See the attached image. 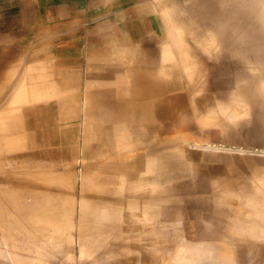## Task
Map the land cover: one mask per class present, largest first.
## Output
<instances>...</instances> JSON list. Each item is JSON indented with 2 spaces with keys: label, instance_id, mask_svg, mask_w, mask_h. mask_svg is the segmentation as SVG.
Listing matches in <instances>:
<instances>
[{
  "label": "rangeland",
  "instance_id": "rangeland-1",
  "mask_svg": "<svg viewBox=\"0 0 264 264\" xmlns=\"http://www.w3.org/2000/svg\"><path fill=\"white\" fill-rule=\"evenodd\" d=\"M157 2H159V0H0V90L2 91L0 92V112L3 109L0 113V120L1 116L8 117V115L11 114L9 112L12 108L11 99H13L12 92H14V86L11 83L15 81L13 83L16 85L20 81L19 79H23L28 75L32 66L39 67V65H44L49 69L50 73L58 77H68L71 72H75L78 78L81 79V82L88 85L92 77H94V79L97 78L95 76L98 71L106 76H110L111 71L108 69L111 66H117L116 70L124 76H127L126 71L118 70L121 68L119 62L125 67L127 61L132 65L131 59L129 56L124 59L123 57L118 59V56L114 54L116 52L115 47L118 50H125V48L133 49V45L134 49H136V46L139 49H143V56L138 55L137 62L135 61L133 64L136 69L142 67L140 57H142L141 59L146 58L148 60L146 64L148 66L151 65V67L162 64V49L160 48H162L163 40H159V38L163 37L165 30L163 23H160L162 17L160 18L158 12L154 11L156 6H158ZM160 3L162 5L165 3L175 5L173 12H175V9L176 12L173 17L176 16L174 19L187 27L184 36L185 40L187 39L186 44L190 43L191 45L187 44L185 47H187V50L194 54L198 61L202 63L204 70L201 76L202 81L204 80L205 83L199 88L192 87L189 89L183 73H180V70H178L172 77L162 76L161 80H159L160 91L157 95L153 93L151 95L152 90L154 93H156L157 90L150 88L152 90H132V98L126 94H124L125 96L122 95L119 97L116 96L112 83H110L111 85L105 84L100 87L96 86L98 91L101 89V91L105 92L107 98H109L106 100L103 99L108 107L105 108L108 111H103V113H105V116H102L104 120L103 118H99V122L97 121L96 127L97 134L99 135H96V138L92 139L91 142L87 144L83 140H76L67 145H61L66 146L67 149L72 146L69 149L74 151L75 154L71 152L70 156L68 154L66 157L62 155L64 158L63 160L66 159V164H68L69 167L64 168L63 165L61 169H55H59L58 171L62 172L69 169L71 166L73 169L74 166L75 168L77 166L75 169L77 176L73 174L75 188L77 189L80 183V175L82 174H80L79 165L80 167L84 164L85 166H91L97 162V164L103 165L104 163L102 160H104L106 161L105 163H110L108 166H111V168L117 165L121 170L129 172L127 166L134 160L142 161V164L149 159L157 165L158 162L162 163V167L156 165L157 168L146 173V175H159V180H157V182L160 189L162 188L163 192L167 195V198L160 197V199H153L150 201L152 204L150 211L152 212L149 214L152 215L147 216L150 218H146V222L136 219L132 215H129V211L121 209L115 214L116 216H112L110 213L109 215H111L112 218L109 217L108 219V214L104 215V220H110L112 224L114 223L120 226H128L135 222H137L135 223L137 225L148 224V231L143 236L144 239L141 240V243L147 249H150L151 246L152 248L154 246L161 247V245L163 247V240H167L175 234L186 233L188 230V228L183 229L179 227L174 221V224L171 223L168 219L169 217L165 216L164 213L166 211L164 209L172 210L175 205H180L185 207L186 212H198L199 217H203V213L205 214L208 211L211 216L220 217L226 223L225 227L223 226L221 228V231L228 237V239H226L227 242L232 244L228 247L223 246L221 254L224 257L226 256V258L228 256L233 258L236 254V250L233 249V246L235 247L233 244L234 240L237 241V239H240L239 242L244 241L241 239V235L231 227L233 218L243 209L241 208V203L247 201L260 203V201L264 199V57H260L261 54L264 55V50L262 51L264 47V11L262 9L264 0H162ZM234 3H236L237 6ZM244 4H250V7L248 6L247 9ZM253 4L255 5L253 6ZM251 6L256 8L253 10ZM229 20L231 22H228ZM180 21L185 22L181 23ZM187 23H190L188 25L189 27ZM239 24H244V28H242L244 31L246 30L245 32L243 31L246 33L245 35L249 34L248 36H250V32H252V38L249 40V43L245 42V37L244 43L240 41L241 39L238 40L244 35ZM233 25L239 26L240 29H236ZM214 26V33H216L217 37H220L222 42L221 46L217 49L218 52H216L213 47H205V44L209 42L211 36V33L208 32V28ZM234 29H236V31ZM247 31L250 32L247 33ZM195 35L197 38L194 37ZM248 36L247 38L249 39ZM113 40H115L117 44H115V47L112 44ZM238 41L244 45L239 47L241 44ZM249 44L252 45L250 46ZM253 45L257 48L253 49ZM203 46L205 48H203ZM245 46H247V48ZM252 46L253 48H251ZM243 47L248 49V51H250L248 47L253 49V56L256 55L255 50L261 47L262 49H259L258 56H254L256 58L259 57L258 59L260 60L258 61V59L255 58L256 60L254 61V57L249 55L253 58V61L252 59L250 60L248 54L252 53L249 52L247 54L246 49L247 56L242 55L244 51ZM206 49L207 52L205 51ZM121 52L125 53V51ZM133 53L131 57L135 55L134 51ZM206 53H208V55ZM20 55L24 57V59L22 58L21 60L22 63L18 60ZM21 57L19 59H21ZM16 60L21 64L17 63V65L15 64L14 66V63L17 62ZM38 60L39 62H37ZM108 63H112L113 65L111 64L110 66L109 64L108 66ZM9 66L12 69H10ZM13 66H17L16 69L19 70L16 72ZM106 66H108V69ZM18 67H21V69ZM89 67L92 68L89 69ZM95 67L96 71L95 69L94 71H89ZM50 68H54L53 72L50 71ZM9 70L12 71L11 73L16 72L11 78H9L11 74ZM7 71L10 74L7 73ZM57 71H59V73H57ZM22 72L25 73H23L24 77L21 76L23 75L21 74ZM39 73L38 71H33V73L29 75H36ZM16 74L20 75L17 77ZM86 75L87 77H85ZM3 79L6 81L8 79L10 80L4 82ZM127 83L132 84L129 80H127ZM1 85L3 87L6 86L5 89H2ZM103 94L104 93H102V95ZM144 96H150L151 99H145ZM130 102L133 103L132 112L125 109ZM120 103V106L115 107V105H119ZM42 105L45 107V104ZM47 105L48 104H46V109ZM7 107L11 108L9 109ZM118 107H121L120 112L115 115L114 112L119 110ZM46 109L35 111L27 110L29 112H26L24 107L23 112L26 113V116L23 117L22 127L25 129L23 131L27 134H25L27 137L23 136L25 138L23 142L26 150L40 151L37 149V146H28L27 140L31 141L37 137H44L43 134L45 137H48L46 130L50 129L53 124L51 123V119H45L46 111H49ZM110 109L112 110L110 111ZM134 111L138 113L134 114ZM143 111H145V113H143ZM42 112L44 114H42ZM131 114L133 116L135 115L133 117L134 121L131 118ZM102 121L103 123H101ZM67 122L77 125L79 120L77 117H73V119L71 118L67 121H63L62 124L64 125V123H66V125H69L70 123ZM5 127L6 126H4V128ZM0 128H2L1 124ZM109 130L111 132H117L119 130L118 132L121 131L127 135L126 145L120 149L121 151L118 148L119 152L112 151L111 155H108L109 149L107 150L104 148L105 146H103L106 141V134L109 133ZM2 138H0V145H2L3 142L4 146L8 145L9 147L7 146L6 150L3 152L0 151L1 169H7H0V176H2L0 180L5 177L6 171L14 172L13 170L22 167H15L14 163L11 164L9 162H11L10 157L14 156V160L17 161L15 162L20 164L19 160L21 159L17 158L16 155L20 154L23 150L20 149V152L16 150L13 139L4 137V140H2ZM54 142L59 143V139ZM47 146L49 149L53 150L58 148L59 145L54 143L49 144L48 141L46 146L43 147L47 148ZM80 150L82 152H80ZM95 152L98 154H95ZM4 155L7 159H5ZM240 156L241 158H239ZM80 157L84 159L81 160L82 162L86 161L84 163L79 162L81 159ZM105 158L107 159L105 160ZM109 159L111 161H108ZM45 160L50 161L49 159ZM87 160L89 162H87ZM91 160L95 162H91ZM2 161L4 165H1ZM68 162L73 165L70 166ZM66 166L67 165H65V167ZM165 168L169 169L165 170ZM111 170L114 171L116 169L114 168ZM135 171L138 172V170ZM9 172H7V174ZM139 172L141 175L145 173L142 171ZM160 177L162 178L160 179ZM260 182L262 183L260 184ZM5 183L8 184L4 181V187L7 186ZM164 189H168L166 190L167 193ZM124 196L127 197L129 195ZM172 200H174V202ZM219 200H221V204ZM0 201V239L3 241L0 240V244H4V246H2L4 248L3 250L2 247H0V250L3 251L2 253L0 252V255L4 253L2 257L0 256V264H48V262L49 264H62V262L63 264H81L82 262V264H86L87 261V264H103V262L108 259V261L111 262L110 264H116V262L117 264H123L122 256H93L90 252L87 253L81 243L77 241V239L80 241V237L78 236L79 231H77L79 230V226L75 225L77 223L74 221L71 222V220H69L73 227L70 224L66 225H70L73 228V230H67V233H71L69 236L72 235L74 242L71 241L72 239L70 241H65L66 238L64 239V237L67 236V234L64 229L61 231L62 229L58 228L57 231H54V229H56L54 228L55 226H52L53 228L48 226L47 228L42 227L40 224L29 225L31 221L29 223L26 221L28 219L27 216H24L27 217V219L23 217V222L25 223L26 221L23 225L17 226V221H12V223L13 214L15 215L18 213H16L15 210V213L12 212L13 205L10 197H8L7 194L3 196L0 193ZM7 201L8 204H6ZM26 201L30 202L28 198ZM228 207H233L232 211H230ZM159 210L163 213H160ZM217 211H219V213ZM74 212L76 213L75 215H77L78 212ZM16 217L18 216L16 215ZM75 218L76 220L73 218L72 220L77 222L78 218ZM4 220L5 223L3 222ZM24 227L25 229H23ZM62 228H64V226ZM67 228L69 227H66V229ZM192 228L194 230L197 227L194 226ZM36 229H38L37 232H35ZM30 231H32L29 233L30 235H27ZM62 232L65 233L63 234ZM47 234H50V236ZM50 237H52V239ZM47 238H50L49 243L46 241ZM86 238H88V236H86ZM178 240L177 243L172 245L174 247L164 246L162 254L158 256L160 258L153 255L151 256V260H143L134 264H199L202 258L192 257L195 255L193 249L190 253L185 249L190 245H188L187 242L189 239L183 236ZM33 241L35 243H33ZM68 241L70 246L68 245L69 243H67ZM211 241L218 242L217 240ZM255 241H257L255 243H258L259 240L256 239ZM246 242L248 243L249 241H244L243 243L249 245ZM26 243H28L29 246ZM255 243H253V245L251 244V246L255 247ZM52 244L55 247L52 246ZM64 245L66 247H64ZM5 248L7 252L4 251ZM47 249H49V253L45 251ZM57 249L60 251L58 250L57 252ZM61 249H64L63 252L65 253L61 252ZM53 250L57 253L61 252V256L55 252H53L54 255L52 256ZM42 251H45L46 254L44 252L45 255L41 253ZM50 253L53 260L50 258ZM5 254H7V256ZM17 254L21 255V257ZM47 254L48 257L50 256L49 258ZM208 254L209 253H207V256ZM55 256L58 257V261L54 259ZM78 257H81L79 258L81 260H79ZM62 258H64L63 261L61 260ZM103 258L106 260H102ZM205 260L203 259V262L201 261L202 263L200 262V264H216V260L213 257H206ZM29 261L33 262L30 263ZM105 264H108V262ZM220 264H264V252H248L247 255L241 256L239 259L233 260V262H221Z\"/></svg>",
  "mask_w": 264,
  "mask_h": 264
},
{
  "label": "bare ground",
  "instance_id": "bare-ground-1",
  "mask_svg": "<svg viewBox=\"0 0 264 264\" xmlns=\"http://www.w3.org/2000/svg\"><path fill=\"white\" fill-rule=\"evenodd\" d=\"M161 1L159 0V2H157L158 6H156V9H154L155 12L156 11L158 12L160 18L162 17L160 20V23H163V25H164L163 27L165 30V34L163 35V37L159 38V40L160 39L163 40V42L161 41L162 42V48H160V49H162L161 50V58H162L163 63L160 64L159 66H154V67L153 66L151 67V65L148 66L146 64V62L148 60L146 58L141 59L142 57H140L142 67L141 68L137 67L138 69H136L133 66V64L137 60V58L139 57L138 55L143 56L142 55L143 49L142 48L139 49L137 46H136V49H134V46L132 45L133 49H126L125 48V50H122V49L118 50L115 47L116 41L113 40L112 44L114 45L115 50H116V52L114 54H116V56H118L117 58L121 59V57H123V59H124L125 57L129 56V58L131 59L132 65L130 63H128V61H127L125 64V67L122 64H120V62H119V65L121 68L118 70L119 71H126L127 76H124L123 74L118 72L116 70L117 66L112 67L111 66L112 63L111 64L108 63V66L110 64L111 67L109 69H108V66H106V67L109 71H111V75L106 76L102 72L98 71L97 75L95 73L94 74L96 75L95 77H97L99 79H97V78L94 79V77H92L93 79L91 78L88 85H87L84 82L83 83L81 82V79L78 78V75L75 72H73V73L71 72L68 77H58V76L50 73L49 69L46 66L39 65V67L32 66L29 73L24 68V70H26L28 73L27 76L29 77V79L27 76L24 77L25 73L22 72L21 74H23V73L24 74L21 76H23L24 78L19 79L20 81L16 85H14V83H13L15 81H13L11 83L14 86V88H13L14 92H12L13 93V95H12L13 99H11V103H12L11 107L12 108L10 107L11 111L9 112L11 114L8 115V117L1 116L0 124H1L2 128H0V135H1L0 138L9 137L10 139H13L14 145L16 146V150H19V152H20V149H23L22 152H20V154L16 155L17 158H20L22 160L21 161L18 159L20 161V164L16 163L17 161L14 160L15 159L14 156L10 157L11 162H9L11 164L14 163L15 167H19V166H22V167L17 168L16 170H13L14 172L10 171L12 173H10L9 171H6L5 177L1 178V180H0L1 181L0 193L3 196L4 195L6 196V194H7V196L10 197V200L12 201L11 203L13 205L12 206L13 207L12 212H14V210H15V212L20 215L19 216L18 214H15V215L13 214V219L11 220V222L17 221L16 222L18 224L17 226H20L21 224L22 225L25 224L26 221L28 223L31 221L29 223V225L30 224H34V225L40 224L42 227H47V228H48V226H50V227L55 226L54 228H56V229H54V231L55 230L57 231L58 228L62 229L61 231H63V229H64L67 236H65V237L63 236V237H64V239L66 238L65 241H67V240L70 241L72 239V235H70L71 236L70 237L69 234H71V233L70 232L67 233V230L68 231L71 229L73 230V228H72L73 225L69 222V220H71V222L74 221L77 224H75V223H73V224L79 226L78 227L79 230H77V231H79V234L78 233H76V234H78V236L80 237V241L78 239H77V241L81 243L82 247L85 249V251L87 253L90 252V254H92L93 256H95V255H103V256L104 255H113L114 257L122 256V258H123L122 263L123 264H134V263H138V262L143 261V260L148 261V259L151 260V256H153V255L157 258H160L158 256L160 254H162L164 246L170 247V246L174 245L175 243H177V241H179L178 239L180 237H183V236L187 237L189 239V241H187V242H188V245L189 244L190 245L185 248L186 251L188 253H190V251L193 249V251L195 252V255L192 257L202 258V260H201L202 262H203V259L204 260L206 259V257H213L216 260V264L217 263L220 264L221 262H223V263L233 262V260H237L241 256L247 255L248 252L249 253H251V252L263 253L264 252V199L261 200L260 203L259 202L256 203L255 201H247V202L241 203L242 204L241 208H243V209L241 211H239L238 214L235 215V217L233 218V222L231 223V227L234 228L235 231L241 235L242 240L249 241L248 243L246 242L249 245H246L243 243L244 241L239 242L240 239L239 240L237 239V241L234 240L233 244L235 245V247L233 246V249L236 250V254L233 258L231 256L224 258V256L221 254V249L223 248V246L228 247V246H231V244H232V243L227 242L226 239H228V237L226 235H224V232L222 233V231H221V228L223 226L225 227L226 223L220 217L211 216L208 213V211L205 214L203 213V217L202 216L199 217L198 212H191V211L186 212L185 207L180 206V205H175L172 208V210L164 209L166 211V212L164 211L165 212L164 214H165V216L169 217L168 219L171 223L174 224V222H175V224H177L179 227H181L183 229L188 228L187 232L183 233V234L178 232L179 234H175V235L171 236L170 238H168L167 240H163V247H162V245H161V247L154 246L153 248L151 246V248L149 247L150 249H147L141 243V240L144 239L143 236L148 231V229H147L148 224L147 225H145V224L144 225H141V224L137 225V224H135L137 222H135L134 224H129L128 226H126V225L120 226V225H116L114 223L112 224V222L110 220H108V221L104 220L103 216L108 214V219H109V217L112 218V216H116L115 214L118 213V211L121 209L124 211H129L130 212L129 215H132L133 217H135L136 219L141 220V221L146 222L147 221L146 218H148V219L150 218V217H147L149 215H152V214H149L152 212V211H150L151 205H152L150 203V201H152L153 199H160V197H166L167 196L163 192V189L162 188L160 189L159 184L157 182V180H159V175L158 176L156 174L154 176H147L146 175V173H149L153 169L157 168L156 167L157 164L155 162H152L149 159V160H146L147 162L145 161V163H144L145 165H144L141 163L142 161L134 160L127 166L129 169V172L128 171L126 172V171L121 170L117 165H114L111 168V166H108L110 163H108V162L105 163L106 161H104V160H102L103 163L105 164V165L103 164L104 166L102 164H97L98 162L95 163L94 165H91V166H88V165L85 166V164L82 165L81 163H84L86 160L82 162L81 160H84V159H82L80 157L81 159L79 160V162H81L80 164L82 166L80 167V165H79V168H80L79 171H81L80 174L81 173L82 174L80 175L79 172L77 171V173L81 176V178L79 180V182H80L79 187L77 189L75 188L74 177H73V174L76 175L75 169L77 168V166H76V168L74 166V169H73L71 166L73 164H70L68 162L71 166L69 169H66L62 172L58 171L59 169H61V167L63 165H64V168L69 167V165L66 164V161H65L66 159L63 160L64 158L62 157V155H65V157H66L67 154L70 156L71 152H73V154H75L74 151L69 149L72 147L71 145H69L71 147H68V149L66 146H61V145H67L68 143H72V141H76V140H83L87 144L88 142H91L92 139L96 138V135H99V134H97V127H96L97 121L100 120L99 118L102 119L103 118L102 116H105L104 115L105 113H103V111H108L107 109H105L108 107H107V104L104 102L103 99L106 100L109 98H107V95L105 94V92L101 91V89H100V91H98L97 87L112 83V85L114 86L115 94H116V96H119V97L126 94V95H129L130 98H132L133 97L132 90L135 91V89L139 90V91H143V90H147V89L148 90L155 89V90H157V92L154 93V91L152 90L151 95H152V93L157 95V93L160 91V89H159V87H160L159 82L160 81L159 80H161L162 76L172 77V76H174V73L178 72V70H180V73H183L185 80L187 81V86L189 89H191L192 87L199 88V87L203 86V83H205L204 80L202 81V76H201L203 74L202 72L204 70L202 63L198 61L197 57H195L194 54L190 53L187 50V47H185L187 44H190V43L186 44L187 39L185 40V36H184V32L186 31L187 27L180 24L178 22V20L174 19V17H176V16L173 17V15L176 12V9H175V12H173L175 5H170L171 3H165L162 5L160 3ZM167 1H172V0H167ZM153 4H155V3H153ZM159 4H161V5H159ZM234 4L237 6L236 3H234ZM244 5L248 9V6L250 4L249 5L244 4ZM254 5L255 4H253V6ZM153 6H155V5H153ZM253 6H251V7L253 8ZM224 7H225V5H224ZM254 8H256V7H254ZM254 8H253V10H254ZM262 9L264 11V4L262 5ZM182 11H183V9H182ZM186 13H188V12H186ZM189 13H190V11H189ZM228 22H231V21L229 20ZM189 24L187 23V26ZM243 25H240V26L242 29V33L244 35L242 38H239L238 40L241 39L240 41L243 42V41H245V39H244V37H245L246 38L245 42L249 43V40L252 38V36H251L252 32L247 31V33L250 32V36H248L249 34L245 35L246 33H244V32L246 30L245 31L243 30V28H244ZM233 26L236 27V29L239 28V26L238 27L236 25H233ZM214 28H215V26L208 28V32L211 33V36H210L209 42L208 43L206 42L207 44H205V47H207V48L213 47L216 50V52H218L217 49L221 46L222 42H221L220 37H217L216 33H214V31H215ZM236 29H234V30L236 31ZM190 30H188V31H190ZM155 32H156V30H155ZM190 36H191V34H190ZM247 36L249 37V39L247 38ZM160 37H161V35H160ZM194 37H196V35ZM247 39H248V41H247ZM197 41H199V40H197ZM202 41H204V40H202ZM239 43L241 44V45H239V47L244 45V44L242 45L241 42H239ZM249 45L251 46L252 44H249ZM118 46H119V44H118ZM247 46H245V47L247 48ZM253 46H254V48H253ZM253 46L251 48H253V49L257 48V47H255V45H253ZM205 47L203 46V48H205ZM245 47H243L244 51H243L242 55H246V50H247V54L249 52H251L252 54H248V58L250 60L252 59V61H253V58L249 56V55L253 56V54H254L252 52L253 49L248 47L250 50V51H248V49H246ZM197 48H198V46H197ZM259 49H262V48L258 47V50L257 49L255 50L256 52L258 51L257 53L255 52L256 55L259 53ZM263 50H264V47H263L262 51ZM121 51H125L126 54L122 53ZM133 51L135 52L134 56L136 59L134 58V56L131 57V55L134 54ZM138 51H140V52H138ZM205 51L207 52V49ZM210 52H209V54H210ZM260 53H261V50H260ZM206 54L208 55V53H206ZM200 55H202V54H200ZM217 55H218V53H217ZM256 55H254V56H256ZM261 56L264 57L263 54H261L260 57ZM20 57H21V55H20ZM20 57H18V60H20V62L22 63L21 60H22V58L24 59V57H21V59H19ZM255 58L256 57H254V61L256 59H258L259 57L256 59ZM18 60H16L17 61L16 63H14V66H15V64L17 65V63H20V62H18ZM204 60H202V61H204ZM259 60L260 59H258V61ZM261 60H262V58H261ZM113 61H115V60H113ZM37 62H39V60ZM43 63H44V61H43ZM34 64H36V63H34ZM38 64H41V63H38ZM263 64H264V62H263ZM105 65H107V64H105ZM136 65H138V64H136ZM14 66H13V68L17 72L19 69L17 70L16 69L17 66L16 67H14ZM19 66H21V65H19ZM257 67H259V66H257ZM9 68H10V66H9ZM18 68L21 69V67H18ZM86 68H88V67H86ZM90 68H92V67H89V69ZM10 69H12V68H10ZM94 69L96 71V67L93 68L92 70H89V71H94ZM107 69H105V70H107ZM24 70H22V71H24ZM53 70H54V68H50L51 72H53ZM99 70H100V68H99ZM33 71H38L40 73L36 74V75H29V74H32ZM59 71H57V73H59ZM259 71H261V70H259ZM11 72L12 71H10V73ZM16 72H13L10 74L7 71V73H9L10 75L9 74H6V75H9L10 76L9 78H11V76L14 75V73H16ZM87 73H89V72H87ZM18 75H20V74H18ZM18 75H17V77H18ZM17 77H16V80H17ZM85 77H87V75ZM181 79H183V78H181ZM8 80H10V79H8ZM8 80L6 81L3 79L4 82L5 81L8 82ZM14 80H15V78H14ZM127 80H129L132 84H128ZM82 81H84V80H82ZM12 85H10V86H12ZM5 87L6 86H4V87L2 86V89H5ZM150 88H152V89H150ZM0 92H2V91L0 90ZM102 93H104L103 95H105V96H103ZM52 98H54V99H52ZM144 98L145 99H151L150 96H144ZM4 101H6V100H4ZM42 104H45V107H43ZM46 104H48L47 109H46ZM120 105H121V103L119 105H115V107L120 106ZM127 106L128 107H126L125 109L127 111L132 112L133 103L130 102V104H127ZM24 107H25L26 112H29L30 110L35 111V110H41V109H46V110L50 111V112L46 111V115H45V119H49V120L51 119V123L53 124L52 125L53 127L51 126L50 129L46 130L48 137H45V135L43 134V136L45 138L44 137H37L38 139L35 138L31 141L27 140V145L30 147L31 146H33V147L37 146V149L40 150L38 152H36L34 150L31 151L29 149L26 150L24 142H23L25 139L23 136H25V134H26V132L23 131L25 129H23V127H22L23 117L26 116V113L23 112ZM7 108H9V107H7ZM118 109L119 110L114 112L115 115H116V113L120 112L121 107H118ZM2 110H1V112H2ZM27 110H29V111H27ZM111 110L112 109H110V111ZM127 113H129V112H127ZM133 113L136 114L138 112L134 111ZM143 113H145V111H143ZM42 114H44V113L42 112ZM230 114H233V113H230ZM40 116H41V114H40ZM134 116L132 115V117H131L132 120H133ZM39 117H38V119H39ZM73 117L78 118L79 123L77 125L71 124L70 122H67V123H70L69 125H66V123H64V125L62 124L63 121H67L71 118L73 119ZM129 119H130V116H129ZM135 119H137V118H135ZM139 119H140V117H139ZM103 120H104V118H103ZM101 123H103V121ZM4 126H6V127L4 128ZM107 127H108V125H107ZM118 131L117 132H115V131L111 132L109 130V133L106 134V139H105L106 141L104 140L105 142H104L103 146H105L104 147L105 149H107V150L109 149L108 155H111L112 151L119 152V150L122 149V147H124V145H126L125 143L127 142V140H126L127 135L124 132H121L122 130L120 132H118ZM37 135L39 136L38 133H37ZM25 137H27V136H25ZM3 138H2V140H4ZM9 138H7V139H9ZM144 138H146V137H144ZM57 139H59V143L54 142V141H57ZM48 141H49V144H52V143L58 144L59 145L58 148H55L53 150L49 149L48 146H47V148H44L43 146H46V143H48ZM137 141H138V135H137ZM133 145H135V144H133ZM1 146H2V148H1ZM7 146L8 145L4 146L3 142H2V145H0V151L3 152L4 150H6ZM91 147H93V146H91ZM226 147H228V146H226ZM118 148H119V150H118ZM129 149H130V146H129ZM80 152H82V151L80 150ZM95 154H98V153L95 152ZM102 154H104V153H102ZM127 154H128V152H127ZM87 157H88V155H87ZM239 158H241V156ZM5 159H7L6 156H5ZM45 159H49L50 161L45 160ZM106 159L107 158H105V160ZM100 160H101V158H100ZM92 161L93 160H91V162ZM108 161H111V160L109 159ZM127 161H128V159H127ZM87 162H89V161L87 160ZM93 162H95V161H93ZM99 162H101V161H99ZM237 162H238V160H237ZM1 165H4L3 161L1 163ZM65 165H67V166L65 167ZM157 166L162 167V163L158 162ZM1 167L2 166H0V169H1ZM3 167H6V166H3ZM55 168H59V169H55ZM114 168L116 170L112 171L111 169H114ZM3 169L7 170L6 168H3ZM3 169H1V170H3ZM12 169H14V168H12ZM166 169H169V168H165V170ZM258 169H259V166H258ZM135 170H138V172H136ZM139 171H142L145 173L141 175ZM7 172H9L10 174L8 173L9 174L8 175ZM134 172H136V173H134ZM261 172H259V173H261ZM241 176H242V174H241ZM0 177H2V176H0ZM161 178L162 177H160V179ZM4 181L8 183V184L5 183L7 185L5 187H4ZM261 183L262 182H260V184ZM2 184H3V186H2ZM164 188H165V186H164ZM166 190H168V189H166ZM166 190H165V192H166ZM256 190H258V189H256ZM124 195H129V196L125 197ZM27 198L30 200V202L26 201ZM6 200H8V199H6ZM154 201H156V200H154ZM172 201L174 202V200H172ZM172 201H170V202H172ZM162 202H164V201H162ZM219 203L221 204V200H219ZM6 204H8V201L6 202ZM170 207H172V206H170ZM157 208H158V206H157ZM228 209L230 211H232L233 207H228ZM74 211L78 212L77 215H75L76 213ZM161 211H163V210H161ZM159 212H160V210H159ZM217 212L219 213V211H217ZM4 213H6V212H4ZM110 213L112 216L109 215ZM160 213H163V212H160ZM157 214H159V213H157ZM1 215H2V213H1ZM16 215L18 217H16ZM24 216H27L28 219H27V217H24ZM154 216H156V215H154ZM23 217L25 219H27L25 221V223L23 222L24 221ZM75 217L78 218L77 222L75 221L76 220ZM3 218H4V216H3ZM3 218H2V220H3ZM72 218L75 220H72ZM3 222L5 223V220ZM32 222H34V223H32ZM128 222H129V220H128ZM162 222H160V223H162ZM67 224L72 225V227L70 225L66 226ZM63 226H64V228H62ZM194 226L197 228L193 230L192 227H194ZM66 227H69V228L71 227V228L66 229ZM23 229H25V227ZM37 230L38 229H36L35 232H37ZM178 231H179V229H178ZM31 232L32 231L28 232L27 235ZM39 235H41V234H39ZM47 235L50 236V234H47ZM86 236H88V238H86ZM40 237H43V236H40ZM0 238H1V236H0ZM26 238H28V237H26ZM50 238L52 239V237H50ZM50 238H47V240H46L48 243L50 241ZM62 238H60V239H62ZM60 239H58V240H60ZM256 239L259 240L258 243H255V242H257V241H255ZM0 240L2 241V239H0ZM211 240H217L219 243L216 241H211ZM38 241H36V242H38ZM69 241L67 243H69ZM71 241L74 242L73 239ZM29 242H32V241H29ZM154 242H156V241H154ZM33 243H35V242L33 241ZM253 243H255V247L251 246V244L253 245ZM26 244L28 245V243H26ZM11 245H12V243H11ZM13 245H15V244H13ZM58 245H60V244H58ZM68 245L70 246V243ZM2 246H4V244L3 245L0 244V247H2ZM28 246H27V248H28ZM52 246H54V245L52 244ZM66 246H67V244H66ZM66 246L64 245V247H66ZM24 247H26V246H24ZM62 247H63V245H62ZM172 247H174V246H172ZM6 248L4 250L5 252H7ZM3 249L4 248L2 247V250ZM74 249H76V248H74ZM2 250H0L1 253L3 252ZM54 250H56V249H54ZM54 250L52 251V256L54 255L53 252L57 253L59 249H57V252ZM63 250L61 249V252H63ZM45 251L47 253H49V249H47ZM45 251H42L41 253L44 252L46 254ZM60 253H57V254L59 255ZM63 253H65V252H63ZM66 253H67V251H66ZM207 253H209L208 256H207ZM170 254H172V253H170ZM2 255H0V256L2 257ZM5 255L7 256V254H5ZM29 255H30V252H29ZM49 255L51 256V253ZM62 255L66 256L64 254H62ZM6 256H4V257H6ZM18 256L21 257V255H18ZM52 256L50 258L53 260ZM60 256H61V254H60ZM47 257H48V254H47ZM79 258H81V257H78V259ZM104 258L102 260H106ZM246 258H249V257H246ZM36 259H37V257H36ZM51 259H49V260H51ZM54 259H57L56 261H58V257L55 256ZM63 259L64 258H62L61 260L63 261ZM99 259H101V258H99ZM24 260H25V258H24ZM79 260H81V259H79ZM108 260L105 262L102 261L103 264H105L107 262H108V264H110L111 262H109ZM18 262H20V261H18ZM31 262H33V261H31ZM118 262H120V261H118ZM200 262H199V264H200ZM66 263H68V262H66ZM79 263H80V261H79ZM87 263H88V261H87ZM27 264H29V263H27ZM48 264H49V262H48ZM51 264H54V263H51ZM57 264H59V263H57ZM62 264H63V262H62ZM116 264H117V262H116Z\"/></svg>",
  "mask_w": 264,
  "mask_h": 264
},
{
  "label": "crops",
  "instance_id": "crops-1",
  "mask_svg": "<svg viewBox=\"0 0 264 264\" xmlns=\"http://www.w3.org/2000/svg\"><path fill=\"white\" fill-rule=\"evenodd\" d=\"M224 258H226V256Z\"/></svg>",
  "mask_w": 264,
  "mask_h": 264
}]
</instances>
